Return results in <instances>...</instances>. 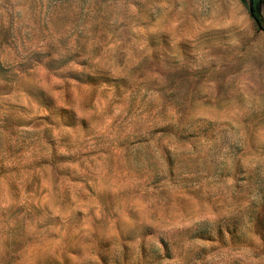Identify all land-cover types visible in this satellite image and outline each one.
I'll return each mask as SVG.
<instances>
[{"label": "rangeland", "instance_id": "374dc122", "mask_svg": "<svg viewBox=\"0 0 264 264\" xmlns=\"http://www.w3.org/2000/svg\"><path fill=\"white\" fill-rule=\"evenodd\" d=\"M0 264H264V0H0Z\"/></svg>", "mask_w": 264, "mask_h": 264}, {"label": "trees", "instance_id": "16d2710c", "mask_svg": "<svg viewBox=\"0 0 264 264\" xmlns=\"http://www.w3.org/2000/svg\"><path fill=\"white\" fill-rule=\"evenodd\" d=\"M57 3H54V5H56ZM59 5V4H58Z\"/></svg>", "mask_w": 264, "mask_h": 264}]
</instances>
